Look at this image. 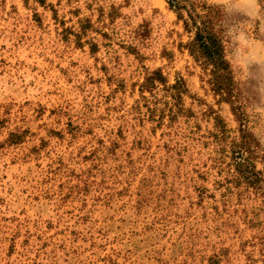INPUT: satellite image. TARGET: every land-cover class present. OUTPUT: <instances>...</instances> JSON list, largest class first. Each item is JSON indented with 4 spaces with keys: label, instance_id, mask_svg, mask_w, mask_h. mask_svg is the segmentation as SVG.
<instances>
[{
    "label": "rangeland",
    "instance_id": "rangeland-1",
    "mask_svg": "<svg viewBox=\"0 0 264 264\" xmlns=\"http://www.w3.org/2000/svg\"><path fill=\"white\" fill-rule=\"evenodd\" d=\"M207 1L256 184L167 0H0V264H264V0ZM156 70L167 85L142 92Z\"/></svg>",
    "mask_w": 264,
    "mask_h": 264
},
{
    "label": "trees",
    "instance_id": "trees-1",
    "mask_svg": "<svg viewBox=\"0 0 264 264\" xmlns=\"http://www.w3.org/2000/svg\"><path fill=\"white\" fill-rule=\"evenodd\" d=\"M183 23L189 36L185 48L200 66L203 77L212 90L224 100L231 102L239 122L240 140L233 147L234 171L237 178L256 184L262 181L263 173L257 170L256 159L260 143L247 125L246 114L237 100L234 73L227 56L228 14L224 5L207 0H167ZM169 86V96L176 102L186 91L185 82L179 79ZM159 84L167 85L160 70L151 72L141 85V91L151 94Z\"/></svg>",
    "mask_w": 264,
    "mask_h": 264
}]
</instances>
